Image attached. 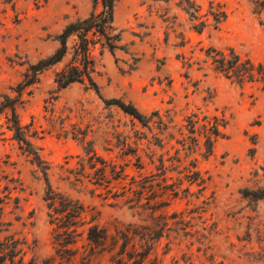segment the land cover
<instances>
[{"label":"rangeland","instance_id":"374dc122","mask_svg":"<svg viewBox=\"0 0 264 264\" xmlns=\"http://www.w3.org/2000/svg\"><path fill=\"white\" fill-rule=\"evenodd\" d=\"M179 1L117 0L115 24L124 47L102 55L96 49L97 90L74 83L57 91L56 65L17 108L21 124L36 131L31 140L53 189L84 206L81 234L67 245L74 251L70 261L58 251L43 173L0 128V194L4 184L16 186L3 220L7 233L25 241L21 264H81L93 222L108 238L91 264H118L119 258L138 264V252L146 251L141 264H264V198L243 194L264 189V83H238L216 72L206 57L210 46L233 48L264 64V12H254L250 0H192L201 14L210 1L227 14L217 28L208 22L197 32ZM92 8V0H0V93L14 96L11 87L28 64L52 53L54 35ZM166 10L176 17L172 27L158 17ZM117 100L135 106L148 124L125 113ZM193 113L198 122L190 133ZM204 116L226 121L210 151ZM89 147L108 164L99 182L87 162ZM191 163L203 182L186 175ZM111 165L122 169L118 178ZM121 232L128 236L123 253ZM146 233L160 235L149 241L150 249Z\"/></svg>","mask_w":264,"mask_h":264},{"label":"trees","instance_id":"16d2710c","mask_svg":"<svg viewBox=\"0 0 264 264\" xmlns=\"http://www.w3.org/2000/svg\"><path fill=\"white\" fill-rule=\"evenodd\" d=\"M116 2L117 0H92L93 8L87 16L68 21L61 31L54 35L53 40L57 45L52 53L38 59L35 63L28 64L23 73V78L15 88L11 87L15 91V95L0 93V119L1 116L5 118L4 123H0V128L4 125L6 131L11 132V138L17 142L18 148L43 173L46 182L43 199L49 209L50 222L55 224L56 239H58L61 246L58 251L67 254V261H70L74 254V251L67 248V245L75 243L76 237L81 234L77 230V226L78 224H84L82 220L84 206L79 200L53 189L47 177L48 165L31 140L36 135V131L21 124L17 108L24 103L23 94H29L31 92L30 88L39 82L40 75L56 65H59L54 73L57 91L74 83H87L97 90L94 80L97 63L96 49L99 48L98 54L102 55L106 50L114 54L115 50L124 47L122 44V30L115 24ZM250 2L254 6V12L257 14L264 12V0H250ZM177 5L189 16V20L193 22L192 28L197 32H201L208 22L213 28H217L227 16L226 10L212 1L209 2L207 10L203 14H201V6L195 4L192 0H180ZM158 17L170 27L174 25L176 19L175 16L168 15V10ZM183 44L184 42H181V45ZM206 57L211 59V64L216 72L222 73L227 78H233L238 83H242L244 80H256L264 83V64L261 62L256 63L248 57H241L233 48H228L225 52L210 46L206 49ZM116 103L125 113L137 118L143 125L148 124L149 119L131 103L124 104L120 100H117ZM203 121L201 127L203 128L204 142L207 151H210L213 138L220 135L219 127H224L226 121L216 116L212 118L204 116ZM197 122V114L193 113L188 117L187 125L190 133L195 132ZM191 139L194 145H198L197 138L191 137ZM85 151L88 165L94 170L95 181L99 182L106 178L108 165L106 161L99 158L92 147L87 148ZM98 161L99 165L97 164ZM81 165L83 170L85 165L83 163ZM194 166L191 163V168H187L188 174L186 175L193 181L203 182L198 171L192 169ZM110 171L113 178H118L122 169L117 170L115 165H111ZM14 189H16V186L6 183L1 190L2 194H0V264H21L23 261L25 241L14 234L7 233L6 225L8 223L3 220L5 204L11 199V192ZM243 194L245 197L250 196L251 200H257L264 198V189L249 190L246 188ZM14 202L17 204V198ZM146 235L145 242L150 249L151 244L149 241L160 235L151 236V233H146ZM120 237L123 239V244L119 253H123L128 243L127 233L121 232ZM107 238L106 229L93 222L87 229V240L90 243V248L88 253L82 257L81 264H91L90 256L98 252L97 247L104 245ZM115 242H117V238ZM147 253L148 251L138 252L140 256V263L138 264L143 262ZM121 262V258L117 259L118 264H121Z\"/></svg>","mask_w":264,"mask_h":264}]
</instances>
